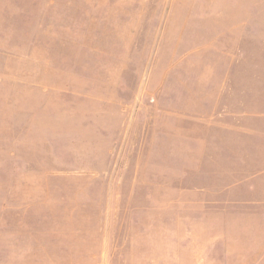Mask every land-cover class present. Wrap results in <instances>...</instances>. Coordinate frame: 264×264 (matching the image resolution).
I'll return each mask as SVG.
<instances>
[{"label": "rangeland", "instance_id": "1", "mask_svg": "<svg viewBox=\"0 0 264 264\" xmlns=\"http://www.w3.org/2000/svg\"><path fill=\"white\" fill-rule=\"evenodd\" d=\"M0 264H264V0H0Z\"/></svg>", "mask_w": 264, "mask_h": 264}]
</instances>
